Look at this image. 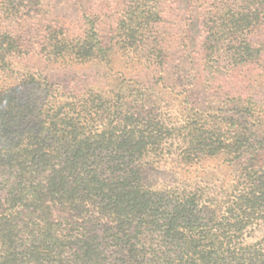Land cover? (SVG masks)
Instances as JSON below:
<instances>
[{
  "label": "trees",
  "instance_id": "1",
  "mask_svg": "<svg viewBox=\"0 0 264 264\" xmlns=\"http://www.w3.org/2000/svg\"><path fill=\"white\" fill-rule=\"evenodd\" d=\"M176 1L0 0V264H264V0Z\"/></svg>",
  "mask_w": 264,
  "mask_h": 264
},
{
  "label": "rangeland",
  "instance_id": "2",
  "mask_svg": "<svg viewBox=\"0 0 264 264\" xmlns=\"http://www.w3.org/2000/svg\"><path fill=\"white\" fill-rule=\"evenodd\" d=\"M190 6L184 5V0H177L175 4V10L174 14L172 15L170 24L174 28H178L179 30L183 27L185 29H190L191 34L197 33V28L195 27V7L198 5L197 2H194L190 0ZM188 9V10H187ZM190 11V12H189ZM194 47V46H193ZM42 67L44 68V71L48 75H56L58 69L60 68L58 64H52L47 62H42ZM66 79V78H65ZM55 81V80H53ZM187 87H177V90H183ZM161 107H163V111L167 113H174L176 109L174 106L170 103L163 102ZM168 116V114H166ZM174 115V114H173ZM173 150H175V147L172 146ZM177 151V149H176ZM176 155L171 154L169 157L164 161L157 165H154L153 167H150L145 175V179L147 182L152 183L155 186H168L175 184L174 176L175 173L178 174V172L181 169V164L178 165L176 163ZM197 169L196 167H191L186 174L183 176L187 178L189 181H197L194 179L196 176V173L194 170ZM210 171V170H209ZM213 174H215L216 177L219 178L221 181H225L228 178H230L232 171L228 168H218L213 170ZM176 177V176H175ZM214 181V179H213ZM264 235V222L260 223L258 226H256L253 230H251L250 239L255 240L256 238Z\"/></svg>",
  "mask_w": 264,
  "mask_h": 264
}]
</instances>
